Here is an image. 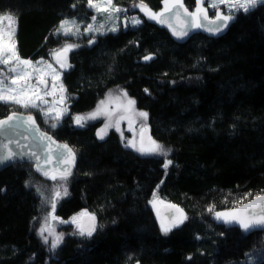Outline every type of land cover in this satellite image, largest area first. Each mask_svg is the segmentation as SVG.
Listing matches in <instances>:
<instances>
[{
    "label": "trees",
    "instance_id": "obj_1",
    "mask_svg": "<svg viewBox=\"0 0 264 264\" xmlns=\"http://www.w3.org/2000/svg\"><path fill=\"white\" fill-rule=\"evenodd\" d=\"M136 2L152 13L163 4L113 0L126 9ZM184 3L195 9V0ZM8 13L18 54L29 60L47 59L62 44L54 36L62 20L93 15L87 0H0V15ZM234 17L223 34L194 31L183 43L149 18L77 40L62 73L68 115L55 129L35 117L77 156L56 216L86 209L96 230L91 237L68 232L51 252L35 226L45 176L16 163L0 171V264H264V229L245 232L215 215L264 195V5ZM118 87L148 114L153 140L172 161L167 169L161 158L125 147L114 131L98 139L100 121L73 124L74 114ZM13 111L0 103V119ZM154 193L184 214L166 235L150 205Z\"/></svg>",
    "mask_w": 264,
    "mask_h": 264
},
{
    "label": "snow or ice",
    "instance_id": "obj_2",
    "mask_svg": "<svg viewBox=\"0 0 264 264\" xmlns=\"http://www.w3.org/2000/svg\"><path fill=\"white\" fill-rule=\"evenodd\" d=\"M164 9L159 13H152L150 10H147L143 5H141V10L145 11L149 19H154L157 23H165L166 20L169 21L168 26L172 30V34L177 36V38H182L184 35H187V31L178 32L170 22L171 17H175L182 25H187L188 21L185 20V17L190 18V27H195L197 29L203 28V30L210 32L212 35L219 34L222 32L235 17L231 13L234 11H240L247 13L250 10L254 9L258 5H264V0H195V10L189 11L185 6L184 0H163ZM87 5L89 8L95 9L97 12H115L119 13L122 9L115 7L113 5V0H104L102 3L101 0H87ZM220 5H226L229 9V14H225L220 10ZM75 7V5H73ZM207 8H212L215 10V19L210 20L208 17ZM182 10V11H181ZM165 13H170L171 16L166 17ZM108 18H111L109 15ZM8 21V27L5 29L3 26H0V66H4L7 69V72L0 71V103L4 104H15L23 108H41L42 104H48L49 101L46 99L48 96H53L56 92V82L60 80L61 74L53 67L51 63H48L46 67H40L43 64V61L32 62L27 59H22L17 51L16 47V19L14 14L8 13L0 15V21ZM93 21L97 19L96 16L92 17ZM207 20L208 24L205 25L202 21ZM140 19L133 18L134 24H139ZM70 24H75V21L63 20L61 21L57 33L59 34L63 31L64 35L71 34V28L68 27ZM86 31L92 30V25L89 24ZM116 31L115 27L111 29ZM91 42V41H90ZM78 45L66 44L62 49L54 52V56L57 60V63L60 64L61 68H70L71 65L66 64L67 53L72 51ZM63 58V59H61ZM151 56H146L145 60H150ZM21 66H24L21 68ZM31 68L32 71L28 69ZM38 74V75H37ZM49 77L52 80L51 91H48V79ZM35 81V83H33ZM60 92L65 91L63 84H60ZM147 91V90H146ZM122 95L127 98V93H122ZM67 100V97L61 95L59 101H53V106L47 108L43 111V114L47 118L52 115V119L55 120V123H51V128L55 129L58 126L60 120L63 119V116L67 114V107H60L57 110L56 104L64 105ZM108 98L100 101L97 105L96 110L93 112L87 113L85 115H75L73 120L78 127H84L87 121L95 119L98 113L101 110V107L107 103ZM127 103L129 106L134 105L135 101L127 98ZM136 115L147 118L146 112H138ZM123 117H121L122 119ZM18 121L20 123H26L29 125V130H35L38 134L39 139L45 146L49 147L55 143L51 136L47 135L45 132H41L40 129L36 126V121L31 115L27 117L26 120L20 121L17 113L14 111L6 119H0V131L4 130L6 127H12V122ZM45 122H48L46 119ZM110 123H106L105 126L101 129H98L96 135L98 139H104V136L107 134L106 129L110 127ZM116 128L119 131V120L116 121ZM143 140V137H142ZM150 140V146L145 148L143 143L140 148H136L131 140L127 142L125 147H133L134 150L139 151L141 155H159L164 156L165 160L163 167L167 169L172 163L170 159H167L168 152L165 150L158 142ZM7 144L4 145V148L7 149ZM58 149L62 151L57 153V159L62 160L69 165L64 169H57L60 171V178L66 180L68 175L71 174L70 166L75 161V153L73 150L66 144L57 145ZM27 155L28 159L35 158L39 162V156L35 152L30 154L26 153H17L11 150L2 151L0 150V164H4L9 161H15L16 159H22ZM49 158L52 155V152H49ZM47 162V161H46ZM37 171L42 172L45 176H48V172L41 167H37ZM51 180L55 181L57 179L56 175H51L49 177ZM66 194V189H65ZM155 196V193H154ZM55 197L58 199L60 197V192H55ZM52 209L53 212L56 207V199L52 200ZM170 207L175 208L174 205ZM258 210H255L257 209ZM211 211V209H209ZM179 212L180 210L177 209ZM52 215V214H50ZM81 216H88V219L92 222L87 227L78 225L79 234L81 236L87 235L91 237L93 232L96 230L95 225V216L89 215L88 213H81ZM217 219H224L225 223H236L241 229L245 232H250L255 228L264 229V195H257L251 202L247 204H242L240 208L233 209L230 212L215 213ZM53 219H56L52 215ZM159 219V214H157ZM175 220V218H171ZM77 218H72V223H76ZM183 220H180L179 223H182ZM178 226L176 223L165 224L163 221L160 223V230L165 235L172 230V227ZM46 229L41 228V235ZM49 234L52 235V231L49 229ZM62 240V235H55L54 239L51 241V248L55 250ZM44 243L47 244L49 241L45 238Z\"/></svg>",
    "mask_w": 264,
    "mask_h": 264
},
{
    "label": "rangeland",
    "instance_id": "obj_3",
    "mask_svg": "<svg viewBox=\"0 0 264 264\" xmlns=\"http://www.w3.org/2000/svg\"><path fill=\"white\" fill-rule=\"evenodd\" d=\"M101 2L103 3L104 0H101ZM141 5L144 6V4L136 2L132 5H130L127 9L115 6V7L122 9V11L119 13L104 12V11L97 12L95 9L90 8L93 11V15L91 17H86L82 14L79 17L66 18L64 20L75 21V24L68 25V27H70L72 31H71V34H69L67 36L63 34V31H61L59 34L57 33V29L61 23L60 22L59 25L57 26L56 30L54 31V36L60 37L62 39L61 40L62 44L58 47L53 48L50 51V54L48 55L47 59L30 60L32 62L43 61L44 63L41 64L40 67H46V65L48 63H51L53 65V67L55 69H57V71L61 74V78L59 81L56 82V89H57L56 92L54 93L53 96L46 97V99L49 101V103L48 104H42L41 108H27L26 109V108L20 107V106L15 105V104H9V105H12L14 108H16V110H19L21 112H26V113L32 112L35 116L40 117L41 120L44 123H47L48 125H51V123H55L56 121L52 119V115H54V113L46 118L45 115L43 114V111H41V109H44L46 111L47 108L52 107L53 101L58 102L61 95L66 96L65 91L63 93H61L59 88H60V84L62 83V73L67 68H61L60 64L57 63V60H56L55 56L53 55L54 52L62 49L66 44L76 45V44H78L77 40H79L83 37H86V36L94 37L96 35H104L107 33H116L122 27H131V28L138 27L140 24L143 23V19L149 18L148 15L145 13V11L141 10ZM162 9H164V4H162ZM207 9L209 11H214V9H212V8H207ZM220 10L225 14H229V9L226 5H220ZM239 12H243V11L242 10L234 11L231 14L235 15ZM243 13H245V12H243ZM109 15H111V18H108ZM93 16L97 17V19L95 21H93V19H92ZM133 18L140 19L141 22L139 24H134ZM89 24L92 25V30L86 31L85 29L87 28V26ZM0 26H3L5 29H7L8 21L6 19L3 21H0ZM113 27H115L116 31L111 30ZM27 60H29V59H27ZM66 64L69 65L67 59H66ZM23 67L24 66H21V68H23ZM28 70L32 71L31 68H29ZM0 71L7 72V69L4 66H0ZM33 83H35V81H33ZM51 85H52V80L49 77V79H48V91L52 90ZM63 87H64V85H63ZM64 89H65V87H64ZM122 93H125V92L121 88H119V87L113 88V89L107 91L106 94L101 99L98 100V102L96 103L94 108H92L90 111L83 113V114H74L73 116L85 115L87 113L93 112L94 110H96V107L100 103V101L108 98L107 103H105L101 107V110L98 113V115L96 116V118L87 121L85 126L90 124V123L100 121L101 125L98 129H101L105 126L106 123H110L111 126L106 129L107 134L104 136V138L109 134L110 131H114L118 135V137L120 138L121 142L124 145H126L127 142L129 140H131L133 142V144L135 145V147L138 149L141 147L140 140H139L140 133L143 129L148 127L147 118L145 119L143 117L136 115V113L144 112V111L137 109L135 104L129 106L127 103V98H129V97L127 96V98H125L122 95ZM67 105H68L67 100H66L64 105H60L59 103L56 104L57 110H59L60 107H65V106L67 107V114L64 115L63 118L68 115V106ZM121 117H123V118L121 119ZM46 119L48 120V122H45ZM72 119H73V117H72ZM117 120H119V129H120L119 131H117V128H116V121ZM59 122H61V120ZM73 124L76 127H78L75 124L74 120H73ZM78 128H83V127H78ZM128 148L139 153V154H141L139 151L134 150L133 147H128ZM146 156H155V157L161 158L163 161L165 160L164 156H159V155H146ZM167 157H168V155H167ZM51 175H56L57 179L55 181L51 180L49 178ZM68 181H69V175H68L66 180H63L60 178V173L51 172V173H48V176L44 177V182L40 184V187L38 189V191H39L38 193L41 197V210H40L39 216L37 217V219L35 221L36 234L40 238L41 242L51 252L54 251L51 248V241L54 239L55 235H62V240H63L65 235L68 232H76L79 234L78 225H80V223L84 217V216L80 215L81 213H88L89 215L95 216L93 213H90L86 209H82V210L72 214L67 219H62V218L56 216L55 212H53L51 202L53 199H56V205H57L61 199H63L64 197L67 196V194H68ZM65 189H66V194H65ZM56 191L60 192V197L58 199L55 197ZM161 204H166V203L164 202V200L160 196H154L150 200V205H151V207L154 208L155 213H156L157 208ZM238 208H234V209H238ZM231 210L232 209H227V210L222 211L221 213L230 212ZM50 214L54 215L56 217V219H53L52 215H50ZM73 217L77 218L76 223L71 222ZM183 218H184V214H182L181 220H183ZM220 220L224 221L223 218ZM96 221H97V219H96ZM42 227L46 230L41 235V228ZM49 229L52 231V233H53L52 235L49 234V231H48ZM45 238L49 241V243H47V244L44 243ZM62 240H61L60 244L62 243ZM247 254H249V253H247ZM254 258L255 257L253 255H250L247 257L246 262L250 261L249 263H252L255 260Z\"/></svg>",
    "mask_w": 264,
    "mask_h": 264
},
{
    "label": "water",
    "instance_id": "obj_4",
    "mask_svg": "<svg viewBox=\"0 0 264 264\" xmlns=\"http://www.w3.org/2000/svg\"><path fill=\"white\" fill-rule=\"evenodd\" d=\"M194 10L189 9V11H194ZM162 11H163V9H161L159 12H162ZM165 16L169 17V16H171V14L165 13ZM208 17H209V15H208ZM209 19L213 20L215 18L209 17ZM185 20L188 21L187 25H182L175 17H171V20H170L172 26L174 28H176V30L178 32L187 31L188 34L184 35L182 38H177V36H174L172 34V30H170V28L168 26V23H169L168 20H166L165 23H158V24L160 26L166 28L171 33L173 39L177 43H183L186 40H188L194 31H201L207 35L214 36L210 32L203 30V28L197 29L195 27H190V18L185 17ZM202 22L205 25L208 24L207 20H203ZM227 27L222 32H220L219 34H216V35L223 34L225 32V30L227 29ZM61 59H63V58H61ZM13 112L9 113L6 117H4L2 119H6ZM15 112L17 113V116L19 117L20 121L26 120L27 117L29 115H31L33 117V119L36 121V126L40 129V131L45 132L47 135L51 136L52 139L55 141V143L52 144L50 146V148L45 146V144L40 141L39 136L35 132V130H29L28 124L20 123L18 121H13L12 127H10V128L6 127L4 130L0 131V150L5 151V152L11 150L13 152L26 153V154H30L31 152H35L39 156L40 159H39V162H37V160L35 158H32L30 160V159H28V157L26 155L22 159H16L15 161H9V162H6L4 164H0V171L4 168L9 167L11 165H14L16 163H31V164H34L36 170H37V167H41L45 171H47L48 173H51V172L60 173V171H58L57 169H64L66 167H69V165L67 163H65L64 161L57 159V153L62 151V149L57 148V145H64V144L68 145V144L65 142L59 141L54 136H52L50 133L42 130L40 128L34 114L21 112V111H15ZM142 137H143V140H142ZM149 138H151V140H153V138L150 134L149 128L143 129L141 131L140 137H139L140 144L143 143V146L145 148L149 147L150 146ZM6 144L8 146L7 149L4 148V145H6ZM68 146L71 148L70 145H68ZM50 151L52 152V155L49 158L48 154ZM76 160H77V156L75 153V161L70 166V172L73 171V169L76 165ZM38 173L45 176L40 171H38ZM171 205H174V204H171V203L161 204L157 208L156 213L159 214V219H158L159 222L161 223V221H163L165 224H169V223H176L177 225L181 224V223H179V221L181 220V217H182L181 209L176 205H174L175 208L170 207ZM177 209H179L180 211L178 212ZM255 210H258V208ZM171 218H175V220H173ZM90 223H92V222L88 219V216H84L80 225L87 227ZM95 225H96V220H95Z\"/></svg>",
    "mask_w": 264,
    "mask_h": 264
},
{
    "label": "flooded vegetation",
    "instance_id": "obj_5",
    "mask_svg": "<svg viewBox=\"0 0 264 264\" xmlns=\"http://www.w3.org/2000/svg\"><path fill=\"white\" fill-rule=\"evenodd\" d=\"M207 12H208V15H209V17L210 18H215V10L214 11H209L208 9H207ZM32 113V112H31ZM33 114V113H32Z\"/></svg>",
    "mask_w": 264,
    "mask_h": 264
}]
</instances>
